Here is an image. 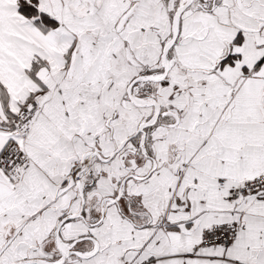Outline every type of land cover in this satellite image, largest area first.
Here are the masks:
<instances>
[{
    "label": "snow or ice",
    "instance_id": "obj_1",
    "mask_svg": "<svg viewBox=\"0 0 264 264\" xmlns=\"http://www.w3.org/2000/svg\"><path fill=\"white\" fill-rule=\"evenodd\" d=\"M0 264H264V0H0Z\"/></svg>",
    "mask_w": 264,
    "mask_h": 264
}]
</instances>
